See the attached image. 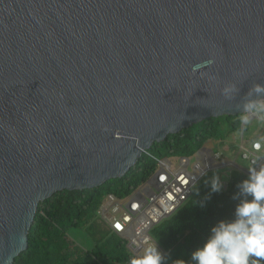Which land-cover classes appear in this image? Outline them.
<instances>
[{
  "label": "water",
  "instance_id": "water-1",
  "mask_svg": "<svg viewBox=\"0 0 264 264\" xmlns=\"http://www.w3.org/2000/svg\"><path fill=\"white\" fill-rule=\"evenodd\" d=\"M256 85L264 0H0V264L27 251L41 203L252 113Z\"/></svg>",
  "mask_w": 264,
  "mask_h": 264
},
{
  "label": "trees",
  "instance_id": "trees-1",
  "mask_svg": "<svg viewBox=\"0 0 264 264\" xmlns=\"http://www.w3.org/2000/svg\"><path fill=\"white\" fill-rule=\"evenodd\" d=\"M242 129L241 116L211 118L177 135H171L153 148L123 178L82 191H63L39 206L29 234V247L15 264H126L132 258L130 241L115 233L98 214L109 195L121 201L144 185L157 169V159L191 157L209 140H225ZM247 131L248 125L244 126ZM247 174L232 170L228 185L212 192L215 173H207L193 188L191 197L169 218L151 230V236L165 256L166 264L177 259L190 262L191 254L202 246L211 228L221 220H230L238 203L233 199L237 185ZM83 230L92 249L86 250L70 237Z\"/></svg>",
  "mask_w": 264,
  "mask_h": 264
},
{
  "label": "clouds",
  "instance_id": "clouds-1",
  "mask_svg": "<svg viewBox=\"0 0 264 264\" xmlns=\"http://www.w3.org/2000/svg\"><path fill=\"white\" fill-rule=\"evenodd\" d=\"M254 91L257 94L264 93V86L256 85ZM244 110L245 113H256L264 120V100L248 102ZM241 119L244 123L249 122L248 115H243ZM262 146L264 143L254 142L252 149L259 154H245L243 157L249 162V174L237 185L238 191L233 199L238 203L233 218L221 220L211 228L203 245L192 252L190 262L177 259L173 264H264V164L260 163L264 160ZM221 188L219 179H213L212 192H219ZM167 260L168 257L160 251L157 242L145 247L141 254L130 260V264H166Z\"/></svg>",
  "mask_w": 264,
  "mask_h": 264
},
{
  "label": "built area",
  "instance_id": "built-area-1",
  "mask_svg": "<svg viewBox=\"0 0 264 264\" xmlns=\"http://www.w3.org/2000/svg\"><path fill=\"white\" fill-rule=\"evenodd\" d=\"M245 115L249 116V122L253 120L264 122L256 113ZM246 124L248 123L242 121V133H245L243 128ZM243 141L240 146V153L243 157L245 154L250 156L259 154L252 149L253 143L258 140ZM205 151L203 149L195 157L190 158L157 159V169L147 184L148 194H144L143 200H129L128 198L119 201L113 195H109L106 199L111 204L124 205L128 211L125 218L113 219L110 222L112 230L125 236L135 232L140 238L146 235L150 228L175 213L191 197L195 185L212 168L213 159L214 161L218 159L215 155H212L213 158L205 155ZM262 151H264V146H262ZM260 163L264 164V160Z\"/></svg>",
  "mask_w": 264,
  "mask_h": 264
},
{
  "label": "rangeland",
  "instance_id": "rangeland-1",
  "mask_svg": "<svg viewBox=\"0 0 264 264\" xmlns=\"http://www.w3.org/2000/svg\"><path fill=\"white\" fill-rule=\"evenodd\" d=\"M248 130L245 131L244 134L240 132H234L229 135L228 138L225 139L227 140V144H230L231 148L228 151L227 155L225 152H223V156H221L219 159H216L212 163V168H210L208 173L213 172L215 173L216 178L219 179V182L222 186L226 187L228 185V181L230 178V174L232 170H234L231 166L232 160L235 158V152L239 149L240 151V146H241V139H257L258 141H261V143H264V122H261L259 120H253L248 122ZM246 138V139H245ZM209 142V141H208ZM206 144V143H205ZM236 147H234V145ZM205 149V155H209L212 157L216 153V151L211 150L212 148H208V144L205 145L203 148ZM219 151H222V149H219ZM226 151V150H225ZM213 158V157H212ZM228 159V160H227ZM221 163L226 164L225 166L218 167ZM237 163L241 164L245 168L248 169L249 164L245 161H242L241 159L237 160ZM128 211L124 207V205H116V204H111L107 199H105L103 206L99 210V216L103 218L106 222H111L113 219H123L127 216ZM174 214V213H173ZM172 214V215H173ZM170 215V216H172ZM169 218V217H168ZM165 220V219H164ZM163 221V220H162ZM161 221V222H162ZM160 222V223H161ZM159 223V224H160ZM156 226V225H155ZM153 226L148 230L146 235L138 238L136 236L135 232H132L130 234H127L126 237L130 241V250L132 252V258L141 254L144 250L145 247L150 246L154 243H157L153 237L151 236V230L155 227ZM70 237L77 242L79 245H81L84 249L90 250L92 249L93 244L89 240L90 237L85 233L83 230H73L70 232ZM160 251L165 255L163 250L161 249L159 245ZM131 258V259H132ZM126 264H130V261Z\"/></svg>",
  "mask_w": 264,
  "mask_h": 264
},
{
  "label": "crops",
  "instance_id": "crops-1",
  "mask_svg": "<svg viewBox=\"0 0 264 264\" xmlns=\"http://www.w3.org/2000/svg\"><path fill=\"white\" fill-rule=\"evenodd\" d=\"M238 132L241 133V136H242V134H244V133H242V129H241L240 131H238ZM245 139H246V138H245ZM249 139L252 140V138H249ZM243 140H244V139H243ZM243 140L241 139V143L244 142ZM253 140H255V139H253ZM256 140H257V139H256ZM258 142H261V141H258ZM206 144H208V148H209V149L212 148L211 150L214 149L213 151H216V153H215L214 155L217 156L218 159H219L221 156L224 155L223 152H225L226 155H227L228 151H229L230 148H231L230 144H227V140H226V141H225V140H209V142H206ZM206 144H204V146L201 148V150H203V148L205 147ZM236 145H237V144H235L234 147H236ZM219 149H222V151H219ZM201 150H199V151H201ZM225 150H226V151H225ZM234 156H235V158L232 160L231 166H233L234 163H236L238 159H241L242 161H245V160L243 159V156L241 155L239 149L235 152V155H234ZM227 160H228V159H227ZM245 162H246V161H245ZM247 163L249 164V162H247ZM237 165H240V164L237 163ZM234 166L236 167V165H234Z\"/></svg>",
  "mask_w": 264,
  "mask_h": 264
},
{
  "label": "flooded vegetation",
  "instance_id": "flooded-vegetation-1",
  "mask_svg": "<svg viewBox=\"0 0 264 264\" xmlns=\"http://www.w3.org/2000/svg\"><path fill=\"white\" fill-rule=\"evenodd\" d=\"M199 152V151H198ZM197 152V153H198ZM196 153V154H197ZM195 154V155H196ZM195 155L191 156V157H195ZM179 157L178 156H174V157H166L165 159H169V160H175V159H178ZM190 158V157H189ZM226 164H223L221 163L218 167H222V166H225ZM236 165V167L234 166ZM234 165L232 167H234L233 169L234 170H238V171H241V172H244L245 174H247L246 172H248V169L245 168L244 166H242L241 164L240 165H237V162L234 163ZM156 171V170H155ZM155 173V172H154ZM153 173V175H154ZM152 175V176H153ZM248 175V174H247ZM152 176L151 178L144 184L142 185L140 188H138L131 196L127 197L126 199L129 198V200H135V199H139V200H143V196L144 194H148V189H147V184L150 182V180L152 179ZM124 199V200H126ZM103 219V218H102ZM105 221V220H104ZM108 224H110V222L108 221L107 222ZM111 227V226H110Z\"/></svg>",
  "mask_w": 264,
  "mask_h": 264
}]
</instances>
